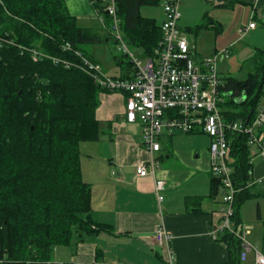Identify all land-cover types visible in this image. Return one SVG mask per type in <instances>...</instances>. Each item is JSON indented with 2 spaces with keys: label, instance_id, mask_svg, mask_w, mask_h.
I'll use <instances>...</instances> for the list:
<instances>
[{
  "label": "trees",
  "instance_id": "obj_1",
  "mask_svg": "<svg viewBox=\"0 0 264 264\" xmlns=\"http://www.w3.org/2000/svg\"><path fill=\"white\" fill-rule=\"evenodd\" d=\"M114 1L122 38L151 57L162 38L160 25L140 9L162 0ZM87 2L113 23L106 11L110 0ZM94 41L93 31L77 26L64 0H0V264H75L54 262L55 248L72 246L83 236L113 234L112 225L92 219V190L81 170V145L99 139L95 113L105 92L85 71L84 61H92L82 45ZM253 56V71L245 79L221 76L225 101L219 107L228 121L250 123L264 103V50L256 49ZM226 138L234 183L244 188L253 182L247 138L229 132ZM217 192L218 181L211 178V195ZM259 197H264V182L236 196V224L241 204ZM262 226L264 251V221ZM219 241L226 246L224 264L243 262L233 235L223 233ZM100 259L96 254L88 264H104Z\"/></svg>",
  "mask_w": 264,
  "mask_h": 264
},
{
  "label": "crops",
  "instance_id": "obj_2",
  "mask_svg": "<svg viewBox=\"0 0 264 264\" xmlns=\"http://www.w3.org/2000/svg\"><path fill=\"white\" fill-rule=\"evenodd\" d=\"M206 19L211 21L208 31L198 38L201 42L197 45L198 35L195 34L199 33L189 32V29L202 25ZM252 21L255 26L249 29ZM179 26L191 34L189 39L200 56L236 47L237 51L245 52L238 46L243 38L245 42L250 41L246 44L248 53H251L248 49L264 50V0H181ZM240 29H246L242 36ZM209 37L210 44L205 41ZM131 74L132 71L119 77ZM114 94L103 92L99 95L100 104L95 113L100 126L99 139L81 147L84 150L87 145L89 153L85 159L81 158V170L83 180L92 190V219L112 225L113 234L103 232L80 237L66 247L64 258L57 255L58 247L53 261L88 264L95 262L99 254L104 264H163L167 260L166 251L157 248L154 237L156 227L162 223L173 236L170 242L172 264H224L226 246L219 241L222 234L216 240L210 236V229L218 220L219 207L216 196L211 195L212 177L206 189L205 161H194L187 153H178L176 161L161 163L158 169L157 165L156 178L162 179L165 187L159 217L154 179L135 176V163L148 159L141 144V126L126 122L123 96ZM118 98L120 104H117ZM161 138L170 142L172 134ZM161 138L160 151L155 153L157 161L166 153ZM90 154L100 157L101 161L93 160ZM166 156L170 158L168 153ZM255 160L264 163L259 158ZM256 166L255 173L260 171L262 175L264 170ZM193 177L200 182L197 189L191 185ZM186 199H191L189 206H186ZM257 249L262 250V247ZM243 263L255 264L253 254L249 253Z\"/></svg>",
  "mask_w": 264,
  "mask_h": 264
},
{
  "label": "built area",
  "instance_id": "obj_3",
  "mask_svg": "<svg viewBox=\"0 0 264 264\" xmlns=\"http://www.w3.org/2000/svg\"><path fill=\"white\" fill-rule=\"evenodd\" d=\"M161 3L164 14L160 24L162 38L144 64L134 60L128 53L133 67L130 77L112 78L99 74L97 66L86 61L85 71L93 76L101 89L125 95V120L127 123L140 124L141 144L148 155V159L136 164L135 176L154 179L153 190L159 210L165 189L164 181L156 178L155 170L158 165L155 153L160 151V138L166 134H191L197 130L210 138V174L218 181L217 194L221 196V204L216 211L218 220L210 229V236L216 240L223 233L233 235L240 242L241 261H245L247 255L252 253L255 264H264V251L247 241L249 228L233 221L236 196L244 188L263 183L264 173L253 177V182L244 188L235 185L234 160L226 138L228 132L246 136L249 163L253 166L256 158L264 162V103L258 107L250 123L238 119L226 120L219 107L225 101V97L219 93L222 85L220 68L228 59L230 51L226 48L208 56H200L179 26L181 0H162ZM106 11L113 16V30L120 44L118 50L127 52L128 47L118 28L114 0H110ZM254 26L255 22L252 21L248 28ZM245 31L240 29V36ZM67 48L68 45L65 46ZM254 173L255 170L249 172L252 176ZM154 237L157 248L166 251V264H172V234L160 223Z\"/></svg>",
  "mask_w": 264,
  "mask_h": 264
},
{
  "label": "rangeland",
  "instance_id": "obj_4",
  "mask_svg": "<svg viewBox=\"0 0 264 264\" xmlns=\"http://www.w3.org/2000/svg\"><path fill=\"white\" fill-rule=\"evenodd\" d=\"M64 1L68 13L76 18L77 26L79 28L92 30L93 35L97 38V41L83 44L82 48L90 57L92 63L96 64L99 74H103L109 77H119L125 75L126 72L130 73L133 67L130 64L129 54H131V57L137 62H140L141 64L145 63L147 57L143 53V51L141 49H137L128 45L125 39L123 40L128 47V51L122 52L118 50L120 44L116 41L117 40L116 32L113 30L112 20L110 18H107L103 14L97 16L94 10L90 7L87 0H64ZM140 13L144 17L155 19L158 25L161 24V22L164 19L162 3H160V5L157 6L141 7ZM154 13L156 14V17H153ZM204 31H208L207 21L202 23L200 29L197 32L193 30V33H199V34H195L198 35L196 40L197 45L200 44L201 40L198 38L203 37L202 35ZM217 32H219V30H217ZM186 34L188 38L192 37L191 34L188 33ZM208 39L209 40L205 39V41L209 44L212 43L210 37ZM240 39L241 38H239V40ZM243 39L240 41L238 46H242L245 52L241 53L237 51V47L235 49L230 50V58L227 61H225L220 68L221 76H229L237 80H243L246 78L249 72L253 71V65L251 60L254 57L253 56L254 49L250 50L247 48L249 51H251V53L250 52L248 53L246 50V44H250V41L245 42ZM70 48H71L70 45H68L67 50H70ZM75 54L78 57H82V53L80 52H76ZM125 54L127 56H125ZM117 94L118 93L114 95ZM123 99L125 102L124 96ZM120 103L121 100L120 98H118L117 104ZM161 144L162 147L166 150V153L170 155V158L167 159L165 153L163 155L162 160L158 161L157 169L160 167L161 163L176 161L178 153H187L189 157H191V159H193L194 161L197 160L205 161L207 168L206 189L209 187V177H211L210 167H209L210 138L207 135L200 133V131H195L191 134H183L177 132L172 134V140L170 142H166L165 138H161ZM81 147H83V145H81ZM86 147L87 145L84 147V150H81V158L83 159H85V156L89 154L87 152ZM90 156L93 158V160L97 162L101 161L100 157H97L95 154H90ZM138 162L139 161H137L135 165ZM256 165L260 166L261 171L264 170V163L262 162L260 163V161L255 160V162H253V166H254L253 170L255 171L257 169ZM258 175H261L260 171L255 173V177H257ZM199 183L200 182L198 181V179L196 177H193V181L191 184L193 189H197ZM220 198L221 196L219 194H217L215 197L216 202H218V207L221 204ZM214 204L215 203H213V205ZM157 211H158L157 214L159 213V217H160L162 214V208L161 210H159L158 207ZM239 218L241 221V225L245 228L246 227L249 228L250 233L247 237V241L250 243V245L256 248L263 247L262 222L264 221V197L250 198L244 201L239 208ZM56 249L57 248H55V250ZM58 249L59 250L57 255L64 258L63 256L66 255L68 248L59 247Z\"/></svg>",
  "mask_w": 264,
  "mask_h": 264
},
{
  "label": "bare ground",
  "instance_id": "obj_5",
  "mask_svg": "<svg viewBox=\"0 0 264 264\" xmlns=\"http://www.w3.org/2000/svg\"><path fill=\"white\" fill-rule=\"evenodd\" d=\"M4 41V40H3ZM35 59H36V57H35ZM34 61V60H33ZM55 61V60H54ZM36 62V61H35ZM57 63V65H58V62H56ZM222 80V79H221ZM220 90V89H219ZM220 92V91H219ZM221 108V107H220ZM198 131V130H197ZM201 133V132H200Z\"/></svg>",
  "mask_w": 264,
  "mask_h": 264
}]
</instances>
